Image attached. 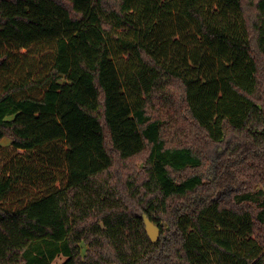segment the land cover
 <instances>
[{
    "label": "trees",
    "instance_id": "obj_1",
    "mask_svg": "<svg viewBox=\"0 0 264 264\" xmlns=\"http://www.w3.org/2000/svg\"><path fill=\"white\" fill-rule=\"evenodd\" d=\"M58 255L264 264V0H0V264Z\"/></svg>",
    "mask_w": 264,
    "mask_h": 264
},
{
    "label": "water",
    "instance_id": "obj_2",
    "mask_svg": "<svg viewBox=\"0 0 264 264\" xmlns=\"http://www.w3.org/2000/svg\"><path fill=\"white\" fill-rule=\"evenodd\" d=\"M143 218H144V222L146 225V231L150 239L152 240L154 244H158L160 241L161 234H162V230L160 226H158L153 221H151L150 218L146 214L143 215Z\"/></svg>",
    "mask_w": 264,
    "mask_h": 264
},
{
    "label": "rangeland",
    "instance_id": "obj_3",
    "mask_svg": "<svg viewBox=\"0 0 264 264\" xmlns=\"http://www.w3.org/2000/svg\"><path fill=\"white\" fill-rule=\"evenodd\" d=\"M2 144L4 146H10L11 145V140L9 138H5L3 141H2ZM86 246L83 245V252L85 253V250H86ZM32 253H34L36 255V253L34 252V250H31ZM67 260V257L64 256V255H58L57 258L51 263V264H64L65 261Z\"/></svg>",
    "mask_w": 264,
    "mask_h": 264
}]
</instances>
